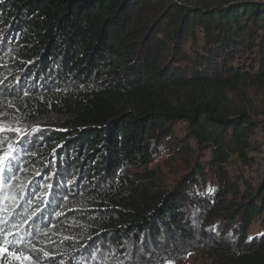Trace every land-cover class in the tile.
<instances>
[{
    "label": "trees",
    "instance_id": "16d2710c",
    "mask_svg": "<svg viewBox=\"0 0 264 264\" xmlns=\"http://www.w3.org/2000/svg\"><path fill=\"white\" fill-rule=\"evenodd\" d=\"M247 83L264 84V0H0V245L40 264L108 263L101 242L264 264V173L234 171L264 144L230 97ZM192 139L207 163L159 190L161 146Z\"/></svg>",
    "mask_w": 264,
    "mask_h": 264
},
{
    "label": "rangeland",
    "instance_id": "374dc122",
    "mask_svg": "<svg viewBox=\"0 0 264 264\" xmlns=\"http://www.w3.org/2000/svg\"><path fill=\"white\" fill-rule=\"evenodd\" d=\"M230 97L233 104L243 106L245 109L255 113L259 117L260 123L264 124V84L258 86L248 83L240 85V87L230 93ZM178 132L182 133L181 130H178ZM256 137L264 143V130L258 129ZM161 149V155L155 157L151 165V168L157 171L156 187L161 191H170L180 187L187 176L195 170L197 164L203 165V163H207L210 157V151L204 149L194 139L190 141L188 148L183 146V150L175 140L161 146ZM255 156L256 163L253 166H241L238 168L239 170L234 167V171L237 170V174L240 173L239 171L243 173L244 182L248 180L253 184H257L262 178L264 173V144L260 153L255 154ZM236 172L234 173L236 174ZM201 176L205 178L206 182L200 177V182L206 184V190L212 189L217 184V178L208 168L205 167L204 174L201 173ZM244 182L241 185V191L245 189ZM190 188L193 193L198 189V185ZM257 227L258 223L251 230L254 231ZM96 247L103 249L106 254H111L108 263L105 264H157L156 261L160 264H210V259L205 252L183 250L177 253L173 251V245L170 246L168 252L162 253L156 261L149 259L150 255L146 252L147 250L141 247L137 248L135 252L131 251L129 247L126 248L125 252L123 246L115 247L111 243L105 244L101 242ZM0 264L40 263L28 256L10 253L0 245Z\"/></svg>",
    "mask_w": 264,
    "mask_h": 264
},
{
    "label": "snow or ice",
    "instance_id": "6c2138e0",
    "mask_svg": "<svg viewBox=\"0 0 264 264\" xmlns=\"http://www.w3.org/2000/svg\"><path fill=\"white\" fill-rule=\"evenodd\" d=\"M3 129H0V131H2ZM16 131H19V129H17ZM12 151V145H9V152ZM10 165L11 164V160L10 159H5V158H0V170L4 169L5 165Z\"/></svg>",
    "mask_w": 264,
    "mask_h": 264
},
{
    "label": "bare ground",
    "instance_id": "6f19581e",
    "mask_svg": "<svg viewBox=\"0 0 264 264\" xmlns=\"http://www.w3.org/2000/svg\"><path fill=\"white\" fill-rule=\"evenodd\" d=\"M217 192V191H216Z\"/></svg>",
    "mask_w": 264,
    "mask_h": 264
}]
</instances>
